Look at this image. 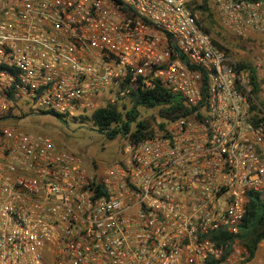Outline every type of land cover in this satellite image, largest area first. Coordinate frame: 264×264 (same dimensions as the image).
Instances as JSON below:
<instances>
[{"label": "built area", "instance_id": "1", "mask_svg": "<svg viewBox=\"0 0 264 264\" xmlns=\"http://www.w3.org/2000/svg\"><path fill=\"white\" fill-rule=\"evenodd\" d=\"M193 1L0 0V264H264V241L250 258L235 237L249 195L264 198V46L254 96ZM208 8L232 35L264 36V0ZM138 86L188 112L112 164L11 123L73 118Z\"/></svg>", "mask_w": 264, "mask_h": 264}, {"label": "trees", "instance_id": "2", "mask_svg": "<svg viewBox=\"0 0 264 264\" xmlns=\"http://www.w3.org/2000/svg\"><path fill=\"white\" fill-rule=\"evenodd\" d=\"M190 9L198 15L196 22L198 26L210 36L213 44L224 54L231 55L230 51L220 45L218 41L211 37V34L218 35L216 30L217 20L210 14L208 8V0H194L190 4ZM240 68H246L250 73V80L253 87L252 94L257 95V87L255 82V73L248 63L239 64ZM129 102L128 107L125 102ZM137 106L155 107L158 109L157 115L152 117L151 122L145 120H136ZM255 110L254 108H252ZM188 109L184 101L165 90L157 87L150 90H142L138 86L131 91L126 98H117L114 102H103L102 105L90 112L93 125L100 132H104L108 139H114L118 135L121 136L123 144L135 143L151 136L152 126L157 121L170 120L178 116H186ZM22 117L27 114H21ZM45 115V114H41ZM80 114V117H85ZM66 124V119L57 114L52 115ZM123 146V145H122ZM59 149H65L58 147ZM122 148V147H121ZM225 241H230L234 236L226 233H218ZM239 242L249 253L250 258L254 257L258 245L264 241V198L256 193L249 195L246 208V214L239 226V232L235 236ZM218 245V244H217Z\"/></svg>", "mask_w": 264, "mask_h": 264}, {"label": "rangeland", "instance_id": "3", "mask_svg": "<svg viewBox=\"0 0 264 264\" xmlns=\"http://www.w3.org/2000/svg\"><path fill=\"white\" fill-rule=\"evenodd\" d=\"M210 12V10H209ZM212 14L216 20V32L211 34L220 45L227 48L231 55L239 59L240 62L249 64L250 57L255 49L264 46V36L250 35L245 38H238L224 28L217 15ZM198 18V15L196 14ZM130 106L129 102H125ZM264 107V102H261ZM102 105V104H101ZM158 109L155 107L137 106L136 120H147L151 122L152 117L157 115ZM85 117L76 116L65 118L66 124L51 115H28L11 123L27 130L30 133L42 132L50 136L56 146L72 151L85 160L102 164H112L120 158L123 140L120 135L114 139H108L104 132H100L93 125L90 112ZM10 122V121H8Z\"/></svg>", "mask_w": 264, "mask_h": 264}]
</instances>
